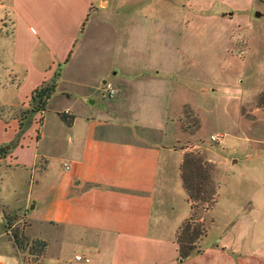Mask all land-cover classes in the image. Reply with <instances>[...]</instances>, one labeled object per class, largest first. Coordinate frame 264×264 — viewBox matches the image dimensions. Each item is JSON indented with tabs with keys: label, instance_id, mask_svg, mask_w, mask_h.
Masks as SVG:
<instances>
[{
	"label": "crops",
	"instance_id": "0c3cea01",
	"mask_svg": "<svg viewBox=\"0 0 264 264\" xmlns=\"http://www.w3.org/2000/svg\"><path fill=\"white\" fill-rule=\"evenodd\" d=\"M178 1L170 0L166 7L159 0H0V127L7 131L4 122L16 126L15 111L29 108L34 89L60 71L49 106L31 117V122H42L36 144L44 142L43 149L36 147L28 161H21L17 145H10L13 166L30 176L40 155L48 162L55 150L64 156V171L44 196L46 223L62 230L57 237L30 230L48 242L36 261L7 236L10 242L0 245V264H12L3 256L17 264L250 263L244 258L250 252L224 236L211 247L203 246L202 239L201 259L197 253L183 258L178 248L177 234L193 213L181 165L194 137L183 129L182 112L187 103L196 105L182 98L179 87L183 79L176 69L183 51L178 20L182 14L240 11L233 6L231 13L216 11L226 4L222 0H210L208 6L200 0ZM193 24L197 38L198 24ZM248 28L254 35L259 27L242 30ZM244 43L248 58L253 41ZM107 79L119 87L112 100L99 90ZM56 111L68 112L61 114L68 120ZM64 128L69 129L68 143L59 149L57 138ZM9 141L1 139L0 145ZM37 181L31 179L30 187ZM41 201L29 194L17 205L27 206L32 215ZM40 217L36 213L33 221L43 223ZM65 238L75 240L79 249L63 253ZM77 254L90 260H78Z\"/></svg>",
	"mask_w": 264,
	"mask_h": 264
},
{
	"label": "rangeland",
	"instance_id": "374dc122",
	"mask_svg": "<svg viewBox=\"0 0 264 264\" xmlns=\"http://www.w3.org/2000/svg\"><path fill=\"white\" fill-rule=\"evenodd\" d=\"M196 1L198 0H192L194 3ZM208 1L210 0L199 2L208 6ZM222 1L226 4H219L216 11L227 8L231 13L233 9H230V6L240 11L230 15L224 9L225 12L217 16L182 14L180 21L178 20L182 27L183 51L176 69L182 73L180 77L183 80L179 87L182 89V98L193 103L195 101L196 104L185 105L182 112L183 129L194 137L190 152L201 159V165H196L194 171L189 169L188 174L196 176V181L205 194L211 197L208 200L192 201L194 207L190 217L194 222L199 220L203 223L202 233L206 229V233L201 234L198 239L200 246L202 239L203 246L211 247L218 236H224L226 240L239 242L250 252L244 256L249 264H264V15L256 16L258 11L264 13V0H253L258 7L251 6L252 0ZM159 2L168 7L170 0ZM174 17L178 19V16ZM194 22L198 24L197 38L193 35L196 31ZM251 24L259 27L254 35L249 28V32L242 30ZM250 38L253 48L249 49L246 58L247 47L243 44ZM142 50L143 48H136V51ZM134 57H139V54L134 53ZM150 59H153L152 54ZM162 61L165 65L164 58ZM107 80L118 90L115 97H107L112 100L119 95V87L113 80ZM100 86L102 87L99 90L103 96V85ZM22 110L24 109L15 111L17 118ZM56 113L60 117L63 113L68 114L66 111ZM15 114L13 116H16ZM4 123L7 131L0 127V140L11 141L0 145V148L6 149H0V245L3 241L10 242L8 236L19 251L29 256L28 250L20 249L15 243L14 231L11 229L10 234L5 218L11 219L17 227L19 225L30 239H43L31 235L30 230L34 228L45 237H57V230H62L63 227L46 223L44 196L49 183H54L56 177L63 173L64 156L61 150H55L48 162L46 157L40 155L35 165L36 171L29 176L23 167L13 166L14 160L9 153L11 149L6 147L17 145V159L28 161L36 147H40L41 151L43 149L44 142L39 146L36 144V140L41 138L42 122H28L24 128H20V122H15L16 126L11 122ZM64 129L65 132L57 138L56 147L59 149L68 143L66 132H69V129ZM217 133L223 134V137L215 141L211 136ZM49 138L53 140V135H49ZM232 158L235 160L232 161ZM48 163L49 169L46 172ZM31 179L38 180L33 188L29 185ZM29 194L32 198L42 200L32 215H29L27 206L19 207ZM36 213L41 215L40 220H44L43 223L33 221ZM52 248L56 249L57 243H54ZM77 249L79 245L75 240L64 239L63 253ZM46 251L47 247L43 254H35L33 260L42 257ZM212 253L213 251L210 252ZM201 255L198 252L195 256L201 259ZM3 260L12 264L18 263L10 257L3 256ZM186 264L198 262L192 259Z\"/></svg>",
	"mask_w": 264,
	"mask_h": 264
},
{
	"label": "trees",
	"instance_id": "16d2710c",
	"mask_svg": "<svg viewBox=\"0 0 264 264\" xmlns=\"http://www.w3.org/2000/svg\"><path fill=\"white\" fill-rule=\"evenodd\" d=\"M59 77L60 71H57L52 81L44 82L34 89L30 101V107L22 110L20 115L18 116L20 128H24L28 122H31V117L34 115V113L41 112L47 109L48 102L56 91ZM3 111L4 109L1 110V112ZM61 116H63L65 120H68L67 115ZM0 149L2 151L6 150L5 147H1ZM196 165H201V159L193 152H188L181 165L183 185L191 201H194L196 199L208 200L211 197L205 194L203 188H201V186L196 181V176H191L188 174V170L192 168V171H194L196 169ZM193 207L194 204L192 205V208ZM12 224L13 221L11 219H8V225L11 226ZM202 225V222H200L199 220L198 222H194L192 217H190L187 218L181 226L176 239L181 257L186 258L194 252H201L200 245L198 244V239L201 238V234L204 235L206 233V229L204 233H202V230L204 228ZM14 237L15 243L19 245L18 247L22 250H28V252L31 254H43L47 247L46 240L40 238L30 239V237H27L26 234L23 233V230L19 227L15 228Z\"/></svg>",
	"mask_w": 264,
	"mask_h": 264
},
{
	"label": "built area",
	"instance_id": "2783aa9c",
	"mask_svg": "<svg viewBox=\"0 0 264 264\" xmlns=\"http://www.w3.org/2000/svg\"><path fill=\"white\" fill-rule=\"evenodd\" d=\"M103 91H104L105 95L108 96V97H115L118 94V90H117L116 86L109 80H106L105 83L103 84ZM222 137H223V134H220V133L213 134L211 136V138L213 140H215V141H218ZM65 165H66L67 168L69 167L68 163H65ZM3 217H5V216H3ZM5 223H6L7 227H9L8 230H9L10 234H12V230L14 231L15 228L17 227V225L16 224H12L11 226H9L8 225V219H6V218H5ZM18 227H19V225H18ZM13 236H14V232H13ZM34 255L35 254H31L30 253V255L28 257L30 261H34L33 260L34 259ZM76 258L78 260H86V261L90 260V258L88 256H85L84 254H77Z\"/></svg>",
	"mask_w": 264,
	"mask_h": 264
},
{
	"label": "water",
	"instance_id": "95a60500",
	"mask_svg": "<svg viewBox=\"0 0 264 264\" xmlns=\"http://www.w3.org/2000/svg\"><path fill=\"white\" fill-rule=\"evenodd\" d=\"M9 148H10V146L7 147V149H9Z\"/></svg>",
	"mask_w": 264,
	"mask_h": 264
}]
</instances>
